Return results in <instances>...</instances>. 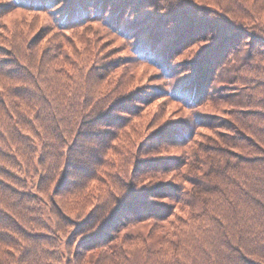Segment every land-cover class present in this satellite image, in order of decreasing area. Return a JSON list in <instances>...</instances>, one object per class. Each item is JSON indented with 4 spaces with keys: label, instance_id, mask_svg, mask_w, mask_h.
Wrapping results in <instances>:
<instances>
[{
    "label": "trees",
    "instance_id": "16d2710c",
    "mask_svg": "<svg viewBox=\"0 0 264 264\" xmlns=\"http://www.w3.org/2000/svg\"><path fill=\"white\" fill-rule=\"evenodd\" d=\"M7 1L46 13L53 42L0 39V264H264V0ZM81 26L111 40L91 63ZM128 53L176 119L119 80ZM131 115L133 186L108 172Z\"/></svg>",
    "mask_w": 264,
    "mask_h": 264
},
{
    "label": "rangeland",
    "instance_id": "374dc122",
    "mask_svg": "<svg viewBox=\"0 0 264 264\" xmlns=\"http://www.w3.org/2000/svg\"><path fill=\"white\" fill-rule=\"evenodd\" d=\"M184 0H181V3ZM190 0H185L182 3L183 7H186V5L189 3ZM193 1V0H192ZM198 1V0H197ZM202 3L206 4V3H211V5H213L214 7L218 8V9H225L227 10H231V7L229 5L230 0H201ZM58 2V0L55 1V3ZM0 3H3V6H10L9 2L7 0H0ZM57 4V3H56ZM55 6L57 7L54 10H57L59 8H61V6ZM244 4L247 6V0L244 2ZM194 8H192L193 10ZM181 11V10H180ZM0 22L2 21V29L0 28V39L3 38L4 42L7 45V40L11 39L12 35L22 33L23 35V39H30V37L33 35L35 38V36L37 35L38 38L41 39V43L40 44H47V39H48V44L52 43L53 41L49 38V31L51 29V26L49 25V21H48V16L46 15V13H40L38 11H34V12H27L24 10H17V11H8V12H0ZM27 23V26L30 23V27L29 29H27L28 27H25ZM118 23V20L117 22ZM41 26L46 27L43 31H39V28H41ZM83 26H81L80 28H78L77 30L79 32H81ZM102 30V29H101ZM36 32V33H35ZM102 33V32H100ZM99 33V34H100ZM95 35H97L96 33H94ZM82 39L80 45V55L79 58L85 60L86 62L91 63V60H93V52L95 51V49H93V44H95V47H97L98 45L101 47L99 48L100 52L104 51L105 48L108 47L109 43H111V40L109 39H104L106 38V34H103L99 37V35H97V37H92L86 33L81 32ZM106 42H104V40ZM12 40V39H11ZM203 42V41H202ZM114 45H119L117 42H113ZM203 45H201L200 47L204 48L205 44L202 43ZM121 47V46H120ZM199 47V48H200ZM5 49V48H4ZM194 48L193 51L187 49L186 51L188 52H184L181 55L178 56V58H185V57H190L192 56L194 53L196 52V49ZM199 51V50H198ZM116 53H112L111 57H114V55H116ZM123 54V53H122ZM120 57V56H119ZM89 58V59H88ZM97 58V57H96ZM123 57H120V61L122 62ZM125 64H122V68L124 70L123 75L119 78V80L121 82H125L126 87L127 88H131L133 89L135 86L137 87L135 89V91H137L138 95L143 94V89H149L152 90V88L154 89L155 86L159 87L160 90H158L157 88H155V94L152 95V97H148L145 101L148 104V107H144L141 108L143 111H150L149 108L151 110H153L156 106L157 103L160 102L159 104V110L161 113V117L158 121L154 122H160L163 119H176L177 116H179L180 112L178 111V102L177 101H173L170 97H167L166 95H161L163 93H161V90H163L162 88L164 87L162 83H160V81H158V79H156L155 74H152L151 72L156 71V69L152 66H150L148 63H146L145 61H141V60H137L135 59V57L131 56V53H128V56L124 57ZM211 65V63H210ZM212 67H214L212 65ZM211 67V68H212ZM119 70V69H117ZM116 70V71H117ZM152 74V75H150ZM150 75V76H149ZM145 76H149L147 79L145 78ZM150 77H152V79H150ZM183 76H181L180 74L176 75L177 80L172 82V85L175 86V84L179 81L182 80L184 78H182ZM219 82V81H218ZM144 83V84H143ZM142 84V85H141ZM153 84V85H152ZM214 85V82H213ZM166 88V87H165ZM244 91V89H241L239 92L237 93H242ZM134 118V116H130L128 118H125L122 122H121V118H119V120H117V118L114 120H117V123L115 125H113L114 127H117V133L120 130H123L125 133L120 135V141L116 142L115 148L117 147V145H119V151H117L116 153H114V151H111V154L109 155L110 157V165L108 168V172L111 174V177L114 180H120L121 182H125L127 184H129V182L131 181L132 186L134 185V183L137 182V179L135 177H133L132 180H129L127 178V173L128 171L132 168L134 163H138L140 162V160H138L137 155L135 156L133 154V147L129 146V140L131 138V136L133 137L135 135V133L129 132V130H127V127H125V125L128 123L126 122L128 119H132ZM129 120V121H130ZM119 123H121V128L119 126ZM154 125V124H152ZM147 131L146 128H141L140 130V134L141 138L142 137V133H145ZM145 141V140H144ZM148 143V142H147ZM146 143V144H147ZM145 148L143 149V152L141 153V158H144L146 156L145 150H146V146H144ZM114 148V149H115ZM161 149H159V152H157L156 154H162V155H166V153H177V149L178 148H174L172 146V144L167 143L165 146L160 147ZM116 150V149H115ZM138 154V153H137ZM107 176V174L105 175V177ZM108 179V178H107ZM142 179V178H141ZM140 180V179H139ZM44 207L42 208V210H44V214L43 216H45V219L48 220V212L46 210V205L44 203V201L41 202ZM41 207V206H40Z\"/></svg>",
    "mask_w": 264,
    "mask_h": 264
}]
</instances>
